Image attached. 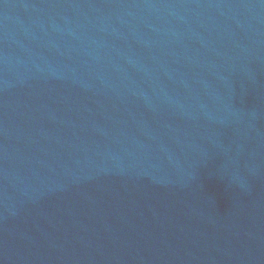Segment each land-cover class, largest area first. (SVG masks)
Wrapping results in <instances>:
<instances>
[{"label":"water","instance_id":"water-1","mask_svg":"<svg viewBox=\"0 0 264 264\" xmlns=\"http://www.w3.org/2000/svg\"><path fill=\"white\" fill-rule=\"evenodd\" d=\"M0 264H264V0H0Z\"/></svg>","mask_w":264,"mask_h":264}]
</instances>
